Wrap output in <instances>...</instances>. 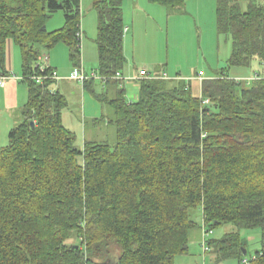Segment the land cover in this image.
Returning a JSON list of instances; mask_svg holds the SVG:
<instances>
[{
    "label": "trees",
    "instance_id": "1",
    "mask_svg": "<svg viewBox=\"0 0 264 264\" xmlns=\"http://www.w3.org/2000/svg\"><path fill=\"white\" fill-rule=\"evenodd\" d=\"M147 1L169 9L186 2ZM122 3L93 2L106 84H117L125 63ZM80 5L0 0V76L11 41L27 87L22 121L0 145V264H174L188 251L196 211L210 231L223 224L260 230L249 264H264V80L227 74L256 60L264 75V0H216L215 29L230 38L231 52L225 69L202 81L199 97L184 79H141L130 102L119 88L103 99L115 145L85 141L82 149L62 125L66 101L51 90L54 82L31 79L41 47L64 44L80 65ZM57 11L64 26L49 32ZM208 245L218 263L241 264L247 254L239 232Z\"/></svg>",
    "mask_w": 264,
    "mask_h": 264
},
{
    "label": "rangeland",
    "instance_id": "2",
    "mask_svg": "<svg viewBox=\"0 0 264 264\" xmlns=\"http://www.w3.org/2000/svg\"><path fill=\"white\" fill-rule=\"evenodd\" d=\"M94 0H81L80 5V65L73 66L69 60V50L64 44H58L50 50L41 47V55L47 56L53 51V57L64 63L62 87L61 80H56L52 88L60 89L66 101L62 114V125L75 135V145L82 149L85 141L107 143L113 147L116 143L114 120L112 110L105 100L113 99L117 89L123 84L101 83L98 72L97 13L93 8ZM216 0H186L181 8L169 9L147 0H123L122 14L124 27L129 31L123 38V55L125 63L121 74L125 79L136 75L139 70H144L149 76L155 74L165 75L167 79H184L192 81V93L199 97L200 86L193 80L199 70L207 78H211L225 69L231 52L229 37L218 35L215 29ZM47 22V30H59V21L64 23L63 13L54 12ZM14 45V44H13ZM84 46V47H83ZM61 47V48H58ZM87 47V51H86ZM14 65L19 66L21 59L19 49L14 45ZM64 53H63V51ZM84 53L86 59L84 60ZM85 61V62H84ZM17 68V67H16ZM258 62L253 60L247 68L233 67L227 70L229 78H248L260 70ZM53 70V69H52ZM85 71L87 78H92L91 89H83L75 80H67L69 75ZM22 73L16 69L15 74ZM139 78V77H138ZM124 79H122L123 81ZM139 80L122 83L125 99L133 101L138 94ZM81 86V87H80ZM93 92V93H92ZM100 96L102 100H97ZM85 99H84V98ZM106 98V99H105ZM105 99V100H103ZM88 105V106H87ZM85 106V112L83 107ZM21 109L13 114V122L0 119V145H6L7 134L13 126L22 121ZM92 118L98 119L96 125L91 123ZM90 132L91 137H89ZM196 221L195 228L191 231L189 248L186 257H196L200 264H238L235 259L217 262L212 254L203 255L200 211L193 215ZM239 232L241 240L247 251L246 258L250 259L260 249V230H239L232 224H223L208 233L206 240H219L226 234ZM211 249V248H210ZM213 253V248L211 250ZM215 253V252H214ZM184 254V255H186ZM177 259V257H176ZM175 259V261H176Z\"/></svg>",
    "mask_w": 264,
    "mask_h": 264
},
{
    "label": "crops",
    "instance_id": "3",
    "mask_svg": "<svg viewBox=\"0 0 264 264\" xmlns=\"http://www.w3.org/2000/svg\"><path fill=\"white\" fill-rule=\"evenodd\" d=\"M47 22H49V21L47 20ZM47 22H46V26H45L46 30H47V24H48ZM58 25H59V29L62 28L64 26L63 21L62 22L59 21ZM125 29H126V32L128 33L129 30L127 28H125ZM80 30H81V26H80ZM58 48H61V47H58ZM15 50L16 49L14 48L13 43L11 41H7L6 48H5V69L7 71V76H6L7 79L5 80L4 85L0 86V119L4 120V121L11 120V121L8 122L9 125H11L12 122H13V114H14V112L17 111V109H19V108L21 109V107H23L26 104V102H27V87H26V84L22 81V77H21L22 74H21V72H20V74H15L16 69H18V67H19V69H21V64H19V66L14 65V63H15L14 55L16 54ZM86 51H87V47H86ZM18 52H19V56H20V59H21L20 51H18ZM63 53H64V51H63ZM47 56H48V65H49V67L56 72L58 80H61L60 83H59V88H60V87H62V83L61 82L63 81V78L61 79L60 77H63L62 75H64L62 73L63 69H64L63 68L64 67V63L62 64V63L58 62L53 57V51L50 54H48ZM85 59H86V55L84 53V60ZM21 63H22V60H21ZM64 71H65V69H64ZM142 71H144V70H139L136 75H133L129 79H125L122 74H119L117 83L124 85V83H122V82H124L125 80L127 82H131V81H135L137 79L139 80V78L140 79H144V78H164V79H167V77H165V75H160V74H155V75H153V77H151L145 71H144L145 75H141ZM199 71H201V70H199ZM83 73H85L84 70H83ZM196 75H194L193 80L198 81V80H196ZM204 75H205V77H207L205 73H204ZM68 77L69 78L67 80H72V81L75 80V81H77L76 79L73 78V74L69 75ZM122 79H124V80L122 81ZM236 79H238V78H236ZM87 80H89L88 82H92L93 81L92 78L87 79ZM100 81H101V83H105L104 80L101 77H100ZM77 82H79V81H77ZM190 82H192V81H190ZM79 83L81 84V86L83 88V83H81V82H79ZM198 83H199V81H198ZM90 84H92V83H90ZM114 85H117V84H114ZM123 85H122V87L120 85L119 88H123ZM200 85L201 84L199 83V86ZM59 88L55 89V88H52V86H51V90H55V91L59 92V94H61L63 96L64 94L62 92H60ZM83 109H84V112H85V106L83 107ZM61 114H63V111H62ZM98 121H99L98 119L92 118L91 123L93 125H96ZM109 123H111L110 120H109ZM13 124H14V122H13ZM88 135H89V137H91L90 132H88ZM211 250H212V248L210 249L209 253H211L213 255L212 258H214L216 260V255H215L214 251L212 253ZM203 255H206V254L203 253ZM186 256H187V254L186 255L177 256V259L174 262V264H200V262L197 260L196 257L194 258V257H186Z\"/></svg>",
    "mask_w": 264,
    "mask_h": 264
},
{
    "label": "built area",
    "instance_id": "4",
    "mask_svg": "<svg viewBox=\"0 0 264 264\" xmlns=\"http://www.w3.org/2000/svg\"><path fill=\"white\" fill-rule=\"evenodd\" d=\"M124 33H126V29L124 30ZM78 38L80 39L81 42V38H82V33L81 30L78 32L77 34ZM36 67L39 71L38 75H35L33 77H31V79L35 80L37 83L41 84L43 80H52L53 82H55L56 80H58L57 74L54 70H51V72L47 75H43L45 73L46 69H51L48 65V56L45 55H40L37 59L36 62ZM141 75H145V72L142 71ZM73 78L76 79L77 81L83 83L85 80L90 79L87 78V76L81 72V70L79 71V73H74L73 74ZM7 79L6 76H0V86H3L5 83V80ZM208 79L207 77H205L204 72L199 71L196 75V80L199 81V83L201 84L202 81ZM104 80V79H103ZM245 80L252 81V80H264V75L259 73V72H255L253 73V75L251 77L246 78ZM202 103L204 105H209V101L208 100H202ZM211 232L210 230H208L206 228V226L202 225L201 227V237H202V249H203V253L206 254L207 252L210 251L209 245H208V240H206V237L208 236V233ZM249 260L246 257L242 260L241 264H249Z\"/></svg>",
    "mask_w": 264,
    "mask_h": 264
},
{
    "label": "water",
    "instance_id": "5",
    "mask_svg": "<svg viewBox=\"0 0 264 264\" xmlns=\"http://www.w3.org/2000/svg\"><path fill=\"white\" fill-rule=\"evenodd\" d=\"M32 127H33V124H32ZM245 254H246V251L244 250V251H243V255H245Z\"/></svg>",
    "mask_w": 264,
    "mask_h": 264
}]
</instances>
